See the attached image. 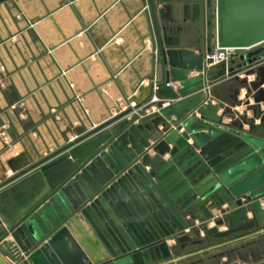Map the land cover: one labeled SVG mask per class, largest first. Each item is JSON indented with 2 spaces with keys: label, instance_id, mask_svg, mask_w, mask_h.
<instances>
[{
  "label": "water",
  "instance_id": "1",
  "mask_svg": "<svg viewBox=\"0 0 264 264\" xmlns=\"http://www.w3.org/2000/svg\"><path fill=\"white\" fill-rule=\"evenodd\" d=\"M215 7L214 45L251 49L237 56L238 68L248 67L264 50V0H216ZM157 37L163 81L156 92L176 98L206 87L204 50ZM219 65L220 75L238 71ZM190 70L202 71L200 85L191 84ZM170 80L181 81L178 92L166 84ZM208 97L209 90H202L172 102L161 112L168 122L121 120L113 131L40 165L16 195L0 192V241L12 235L23 252L16 264H151L169 258L189 232L199 237L202 230L209 241L210 235L222 238L264 224V132L253 124L262 99L252 94V115H243L250 127L244 130L241 123L223 122ZM155 130L161 135L150 142ZM28 162L25 152L7 160L14 172ZM221 225L226 228L219 230ZM10 244L3 246L8 250Z\"/></svg>",
  "mask_w": 264,
  "mask_h": 264
},
{
  "label": "crops",
  "instance_id": "2",
  "mask_svg": "<svg viewBox=\"0 0 264 264\" xmlns=\"http://www.w3.org/2000/svg\"><path fill=\"white\" fill-rule=\"evenodd\" d=\"M152 4L151 0H0V128L5 127V132H10L7 127L11 126L18 133L33 132L35 127V132L45 131L53 137V147L62 145L63 140L69 143L50 159L35 162V165L39 167L95 134L113 131L121 120L136 117L133 124L142 122L152 126L155 119L163 118L161 112L172 102L203 90L200 87L181 94L178 92L181 81L170 80L178 97L156 92L157 85L163 81L157 36L195 51L207 48L204 45L207 0H152ZM250 50L241 49L239 55ZM241 63L236 57L235 62L228 64L227 68L233 66L238 70L233 75L228 72L220 75V65L208 70L207 101L218 105L216 113L222 115L223 122L241 123L247 130L250 126L244 117L252 115L248 106L255 104L252 94L259 93L262 113L258 112L253 124L262 125L259 130L264 132V119L261 121L264 116V50L248 67L239 69ZM198 74L195 70L188 72L191 77ZM244 79L246 82L242 83ZM253 81L256 88L251 85ZM248 89H251L249 105L243 101ZM194 116L198 118L199 114L194 113ZM174 118L172 115L171 119ZM157 126L162 129V122ZM59 134L61 139H58ZM160 135L155 130L149 141L153 142ZM148 153L153 155V149ZM25 156L30 161L26 152ZM23 170L9 176L0 192L16 195L22 187L21 181L31 173L20 174ZM212 212L217 210L212 209ZM247 216L250 217L251 212ZM195 222L199 223L197 219ZM213 224V219L207 221V226ZM225 228L226 225L218 227L219 230ZM189 234L201 238L203 231L199 237L192 232ZM251 234L261 236L228 249L225 253L229 259L222 264L264 261L263 255H256L264 245V224L222 239L238 241ZM219 239L210 235L209 241L205 240L213 244ZM6 242L11 243L8 250L3 246ZM16 246L11 234L0 241V264L18 262L23 252ZM251 248L257 249L255 255ZM235 253L237 256L232 257Z\"/></svg>",
  "mask_w": 264,
  "mask_h": 264
},
{
  "label": "rangeland",
  "instance_id": "3",
  "mask_svg": "<svg viewBox=\"0 0 264 264\" xmlns=\"http://www.w3.org/2000/svg\"><path fill=\"white\" fill-rule=\"evenodd\" d=\"M207 6L208 14L206 20L204 45L213 47L215 44L216 0H207ZM199 35H201L202 39L203 30L200 31ZM190 78L191 84L200 85L202 82V76H192ZM5 129V127L0 128V187L3 183L5 184V181L9 176H13L15 174V172L10 169L6 160L17 152L24 151L30 158V161L23 167L27 172H31L29 175H27L28 177L31 176V174H34V172L39 168L37 165H35V162L50 159L62 151L63 147H67L69 144L67 143V140H63L62 145L53 147V137L45 131L43 133L35 132V127L33 128V132L27 130L28 132L26 131L17 133L12 129L11 126L7 127L8 130H11L10 132H5ZM61 137V134H59L58 139H61ZM259 236L261 235L251 234L244 239L232 242H226L221 238L213 244H208L204 238V235H202L200 241L189 242L184 246L175 248L169 258L163 259L159 261V263L151 264H182L196 259H203L205 264H222L229 259L225 253L228 249L240 246L245 242L249 243ZM252 244L255 243L252 242ZM261 255H263L261 257H264V254ZM231 256L235 257L237 254L235 253Z\"/></svg>",
  "mask_w": 264,
  "mask_h": 264
},
{
  "label": "built area",
  "instance_id": "4",
  "mask_svg": "<svg viewBox=\"0 0 264 264\" xmlns=\"http://www.w3.org/2000/svg\"><path fill=\"white\" fill-rule=\"evenodd\" d=\"M239 50L241 49L235 47H219L216 45L211 47V49L209 50L204 49V61L207 70L221 63H225L226 65H228L230 60L239 56ZM195 71H197L199 74L202 73V71L200 70L199 71L195 70ZM166 84L170 85L169 82H167ZM202 88L203 90L206 91L209 90L208 84L206 85V87H202Z\"/></svg>",
  "mask_w": 264,
  "mask_h": 264
},
{
  "label": "flooded vegetation",
  "instance_id": "5",
  "mask_svg": "<svg viewBox=\"0 0 264 264\" xmlns=\"http://www.w3.org/2000/svg\"><path fill=\"white\" fill-rule=\"evenodd\" d=\"M260 46H261V47H264V42H263ZM198 239H199V238H196V237L191 236L189 240L179 241V242L177 243L176 248H179V247H181V246H184V245H186V244L189 243V242H197ZM250 250H251V253L254 254V255H255L256 252H257V249H256V248H251ZM182 264H205V263H204V260H203V259H196V260L189 261V262H187V263H182Z\"/></svg>",
  "mask_w": 264,
  "mask_h": 264
},
{
  "label": "trees",
  "instance_id": "6",
  "mask_svg": "<svg viewBox=\"0 0 264 264\" xmlns=\"http://www.w3.org/2000/svg\"><path fill=\"white\" fill-rule=\"evenodd\" d=\"M260 252H261L262 254H264V245H263L262 249L259 250L258 253H260ZM258 253L256 254L257 256H258V255H261V254H258Z\"/></svg>",
  "mask_w": 264,
  "mask_h": 264
},
{
  "label": "bare ground",
  "instance_id": "7",
  "mask_svg": "<svg viewBox=\"0 0 264 264\" xmlns=\"http://www.w3.org/2000/svg\"><path fill=\"white\" fill-rule=\"evenodd\" d=\"M264 201V200H263Z\"/></svg>",
  "mask_w": 264,
  "mask_h": 264
}]
</instances>
